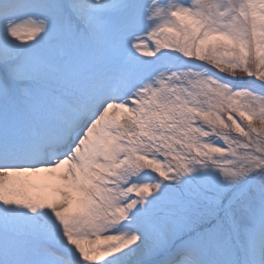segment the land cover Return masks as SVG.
<instances>
[{
    "label": "snow or ice",
    "instance_id": "obj_1",
    "mask_svg": "<svg viewBox=\"0 0 264 264\" xmlns=\"http://www.w3.org/2000/svg\"><path fill=\"white\" fill-rule=\"evenodd\" d=\"M0 264H264V0H0Z\"/></svg>",
    "mask_w": 264,
    "mask_h": 264
}]
</instances>
